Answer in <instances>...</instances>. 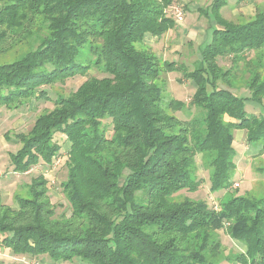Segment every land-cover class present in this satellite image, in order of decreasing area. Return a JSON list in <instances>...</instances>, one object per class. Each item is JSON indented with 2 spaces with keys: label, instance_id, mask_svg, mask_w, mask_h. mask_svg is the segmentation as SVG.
Masks as SVG:
<instances>
[{
  "label": "trees",
  "instance_id": "trees-1",
  "mask_svg": "<svg viewBox=\"0 0 264 264\" xmlns=\"http://www.w3.org/2000/svg\"><path fill=\"white\" fill-rule=\"evenodd\" d=\"M172 3L0 0V36L22 32L38 43L24 57L0 64V106L50 100L44 86L91 68L104 74L58 95L54 107L19 135L22 146L10 159L21 173L52 165L62 149L55 136H66L62 184L71 210L57 216L47 178L33 177L29 195L17 196V208L0 199L1 248L88 264H264V196L236 194L219 208L203 199H175L200 188L193 176L199 153L210 154L211 191L232 185L235 129L247 130L248 143L264 141V111L245 109L248 100L264 107V10L234 23L222 15L228 0H213L204 9L215 23L212 38L189 71L141 46L147 34L159 38L175 27ZM225 56L253 73L249 95L221 86L233 75L219 64ZM164 71H180L194 82L190 103L165 95L159 83ZM221 229L245 251L223 255Z\"/></svg>",
  "mask_w": 264,
  "mask_h": 264
},
{
  "label": "rangeland",
  "instance_id": "rangeland-1",
  "mask_svg": "<svg viewBox=\"0 0 264 264\" xmlns=\"http://www.w3.org/2000/svg\"><path fill=\"white\" fill-rule=\"evenodd\" d=\"M213 0H173L169 14L176 18V25L161 37H154L147 34L143 45L153 51L162 60L175 61L178 64H185L190 71L196 66V60L201 58V49L212 38V23L204 14ZM178 7L182 12V18H178L174 11ZM177 9V8H176ZM264 10V0H228L227 5L222 9V15L234 23H243L255 17L257 11ZM9 32L0 36V64H8L24 57L28 52L34 50L37 44L34 37L23 36L22 32L8 35ZM254 63L255 51H250ZM264 62V61H263ZM198 64V62H197ZM219 64L223 68H230L233 72L229 82H222L221 86L232 89L240 96L250 94L247 86L253 76L250 69L241 63L239 68L232 65L228 56L220 57ZM264 65V63H263ZM231 72V73H232ZM104 74L91 68L85 74H78L64 81H59L50 86H44L50 100H37L32 104H25L20 108L10 109L0 106V199L3 203L17 208V196L29 195V184L33 177L44 174L49 184V197L54 204L56 215L70 214L71 206L63 191V182L67 178V167L65 164L69 142L63 133H57L55 139L62 144L60 154L55 157L52 165L38 164L25 173L15 172L11 163L10 153L16 152L22 142L20 134L28 133L34 125L36 118L43 112L54 107V100L58 95H69L79 88L88 78L102 77ZM159 83L165 87V95L170 98H177L190 103L194 92L195 84L184 76L180 71L163 72ZM245 109L249 112L260 113L264 107L254 100H248ZM195 112V111H193ZM180 118H188L183 112L175 113ZM109 134H111L109 132ZM246 129H235L234 147L236 148V168L232 174V185L229 188L213 192L210 190V167L207 163L209 155L199 153L196 157V165L193 176L201 180V186L197 191L190 192L183 190L175 196L176 200L185 197L203 199L212 207L219 208L221 202L233 195H246L262 198L264 196V141L248 143ZM218 237L223 242V255L233 252H242L246 249L245 244L232 239L227 235L225 229L219 230ZM224 264H231L227 261ZM0 264H88L75 259V261H53L47 255L30 257L15 255L11 250L5 249L0 258Z\"/></svg>",
  "mask_w": 264,
  "mask_h": 264
},
{
  "label": "built area",
  "instance_id": "built-area-1",
  "mask_svg": "<svg viewBox=\"0 0 264 264\" xmlns=\"http://www.w3.org/2000/svg\"><path fill=\"white\" fill-rule=\"evenodd\" d=\"M177 8V9H176ZM174 11L176 13V16L180 19L182 18V12L178 7H174ZM5 249L0 247V258L3 256Z\"/></svg>",
  "mask_w": 264,
  "mask_h": 264
},
{
  "label": "crops",
  "instance_id": "crops-1",
  "mask_svg": "<svg viewBox=\"0 0 264 264\" xmlns=\"http://www.w3.org/2000/svg\"><path fill=\"white\" fill-rule=\"evenodd\" d=\"M251 113V112H250ZM243 251H245V250H243Z\"/></svg>",
  "mask_w": 264,
  "mask_h": 264
}]
</instances>
